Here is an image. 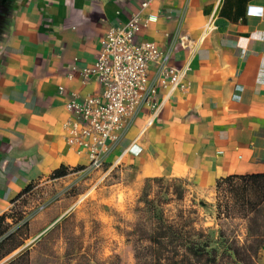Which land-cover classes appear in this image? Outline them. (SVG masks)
I'll use <instances>...</instances> for the list:
<instances>
[{"label":"crops","instance_id":"obj_1","mask_svg":"<svg viewBox=\"0 0 264 264\" xmlns=\"http://www.w3.org/2000/svg\"><path fill=\"white\" fill-rule=\"evenodd\" d=\"M0 0V216L30 184L88 163L68 145V105L101 92L94 68L112 27L138 16V42L190 70L110 145L106 164L141 184H182L215 204L220 180L264 174V0ZM63 167L72 171L53 180ZM258 264H264V251Z\"/></svg>","mask_w":264,"mask_h":264},{"label":"rangeland","instance_id":"obj_2","mask_svg":"<svg viewBox=\"0 0 264 264\" xmlns=\"http://www.w3.org/2000/svg\"><path fill=\"white\" fill-rule=\"evenodd\" d=\"M33 186L15 202L8 219V234L28 224L30 239L0 264L26 249L33 253V264H135L123 232L131 231L139 210L151 207L170 219L181 209L191 210L197 228L207 229L213 240L218 236L217 199L201 206L182 184L135 183L120 166L104 164Z\"/></svg>","mask_w":264,"mask_h":264},{"label":"trees","instance_id":"obj_3","mask_svg":"<svg viewBox=\"0 0 264 264\" xmlns=\"http://www.w3.org/2000/svg\"><path fill=\"white\" fill-rule=\"evenodd\" d=\"M74 170L63 167L51 179H62ZM162 181L147 179L144 183ZM33 185L13 203L28 194ZM215 198L219 222L215 240L207 229L195 226L191 210L181 209L172 219L152 207L139 210L131 231L123 232L134 250L135 264H258L264 251V174L222 179ZM9 217L11 212L0 216V262L30 239L28 224L8 234ZM5 264H33V253L26 249Z\"/></svg>","mask_w":264,"mask_h":264},{"label":"built area","instance_id":"obj_4","mask_svg":"<svg viewBox=\"0 0 264 264\" xmlns=\"http://www.w3.org/2000/svg\"><path fill=\"white\" fill-rule=\"evenodd\" d=\"M149 3L143 0L142 10ZM141 28L136 16L107 32L94 68L84 71L86 78L97 76L101 92L68 105L75 121L67 126V142L87 155L84 169L97 170L106 164L110 145L143 108L158 111L156 98L162 88L169 94L186 88L183 80L189 65L178 70L167 65L168 54L150 41L136 40Z\"/></svg>","mask_w":264,"mask_h":264}]
</instances>
